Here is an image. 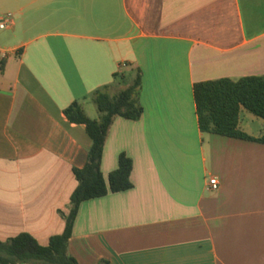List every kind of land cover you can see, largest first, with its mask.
Returning <instances> with one entry per match:
<instances>
[{
    "label": "crops",
    "instance_id": "1",
    "mask_svg": "<svg viewBox=\"0 0 264 264\" xmlns=\"http://www.w3.org/2000/svg\"><path fill=\"white\" fill-rule=\"evenodd\" d=\"M0 241L60 234L91 139L63 109L129 86L137 119L116 116L106 178L131 158L132 187L80 203L78 264H264V143L202 132L193 85L264 74V0H0ZM114 74H121L117 81ZM257 137L264 119L242 112ZM215 177L218 188H208Z\"/></svg>",
    "mask_w": 264,
    "mask_h": 264
},
{
    "label": "trees",
    "instance_id": "2",
    "mask_svg": "<svg viewBox=\"0 0 264 264\" xmlns=\"http://www.w3.org/2000/svg\"><path fill=\"white\" fill-rule=\"evenodd\" d=\"M113 78L119 81L122 75L114 74ZM110 86L105 85L91 94L99 111L98 118L88 116L78 100L63 109L67 120L83 124L91 139L84 166L73 169L77 186L70 195L68 213L63 214V231L51 236L45 246L25 232L0 241V264H78L68 252V241L80 203L132 187L131 158L121 153L117 168L105 178L101 172V156L113 119L116 116L137 119L141 115L142 107L137 100L141 76L137 72L129 86L113 94L109 91ZM193 97L198 126L202 132L264 143V129L259 136L253 137L239 125L242 112L264 119V74L196 82L193 85ZM99 264L108 262L103 260Z\"/></svg>",
    "mask_w": 264,
    "mask_h": 264
},
{
    "label": "built area",
    "instance_id": "3",
    "mask_svg": "<svg viewBox=\"0 0 264 264\" xmlns=\"http://www.w3.org/2000/svg\"><path fill=\"white\" fill-rule=\"evenodd\" d=\"M10 22V14H5L0 17V29L5 28ZM208 188L209 189H217L218 188V182L215 177L210 178L208 181Z\"/></svg>",
    "mask_w": 264,
    "mask_h": 264
}]
</instances>
